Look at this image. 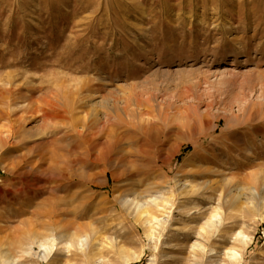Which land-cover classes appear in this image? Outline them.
<instances>
[{
  "label": "rangeland",
  "instance_id": "rangeland-1",
  "mask_svg": "<svg viewBox=\"0 0 264 264\" xmlns=\"http://www.w3.org/2000/svg\"><path fill=\"white\" fill-rule=\"evenodd\" d=\"M155 191L149 229L123 201ZM68 227L130 264H264V0H0V259L95 264Z\"/></svg>",
  "mask_w": 264,
  "mask_h": 264
},
{
  "label": "bare ground",
  "instance_id": "bare-ground-1",
  "mask_svg": "<svg viewBox=\"0 0 264 264\" xmlns=\"http://www.w3.org/2000/svg\"><path fill=\"white\" fill-rule=\"evenodd\" d=\"M196 189L197 188H195L193 185L185 183L181 186L178 185V191H179L178 194L180 195L195 194ZM150 197L151 198L146 201L139 200L138 197H135L133 199H129L127 197L124 199L123 204L127 207L130 215L133 216L139 223H141L142 225H144L145 227L149 229H152L153 227H160L166 224L165 216L167 215V213H169V210L172 204L169 201H167L165 199V195L163 193L160 194L159 191H155L154 194H151ZM218 211L219 210L213 212V214L211 215V219L207 223L208 227L214 228L216 230L218 229V227L223 225V218L218 213ZM197 214L193 212L192 215L191 214L189 215H191L192 217H196ZM47 215L51 219H55L56 217H58L59 211L54 209ZM88 229H86V231H83L82 227H79L78 229H75L73 231L69 229L68 227L61 234L62 235L61 239H64V241L66 242L68 241L71 242L72 245L78 246L79 250L82 251L84 256L86 255L87 257V254H88L89 255L88 260L92 261L95 264L96 263L100 264V263L105 262V258L102 256L105 249H107L108 252H111L112 254L120 253L122 255L121 258L123 259L124 264H130L131 262L140 260L139 256L124 257V253H125L124 248L122 246H119L118 243L114 241H109L108 244L106 245L101 244L97 233L95 231H87ZM239 233L241 234V232ZM241 239H242L241 241L245 244L249 241V238H247L244 235L242 236ZM49 246L50 245L46 244L44 241L39 242V247L41 248V251L43 252L41 259L46 260L48 256L51 255L53 247H49ZM191 249L194 251H199L203 254H205L206 252L203 244L198 243V242L193 244L191 246ZM199 252H198V255H199ZM228 256L235 260L241 258L240 254L233 249L228 252ZM0 264H10V258L6 256L2 257L0 259Z\"/></svg>",
  "mask_w": 264,
  "mask_h": 264
}]
</instances>
